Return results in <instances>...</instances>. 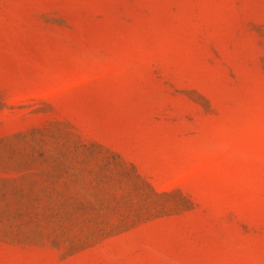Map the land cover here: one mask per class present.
<instances>
[{"label":"rangeland","instance_id":"1","mask_svg":"<svg viewBox=\"0 0 264 264\" xmlns=\"http://www.w3.org/2000/svg\"><path fill=\"white\" fill-rule=\"evenodd\" d=\"M0 264H264V0H0Z\"/></svg>","mask_w":264,"mask_h":264}]
</instances>
